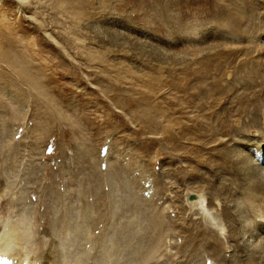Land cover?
I'll return each instance as SVG.
<instances>
[{"label":"rangeland","instance_id":"obj_1","mask_svg":"<svg viewBox=\"0 0 264 264\" xmlns=\"http://www.w3.org/2000/svg\"><path fill=\"white\" fill-rule=\"evenodd\" d=\"M240 35L223 0H0V242L13 231L23 253L63 242L78 264H144L126 247L146 232L154 263L185 264L175 232L198 236L185 226L200 215L223 242V120L264 98V60L244 83L236 69L264 34ZM151 212L177 225L152 236Z\"/></svg>","mask_w":264,"mask_h":264},{"label":"bare ground","instance_id":"obj_2","mask_svg":"<svg viewBox=\"0 0 264 264\" xmlns=\"http://www.w3.org/2000/svg\"><path fill=\"white\" fill-rule=\"evenodd\" d=\"M263 1L264 0H260V3H263ZM249 5L251 6L249 8V11H252V13H249L247 10ZM257 7L258 5L253 4L250 0H223V27L229 29L230 32L231 30H235L243 36H246L248 34V31L252 29L260 35H263L264 16H260L261 14L259 13V9H257ZM251 8H253L254 10ZM262 12L263 11L261 10V13ZM259 16L261 18H258ZM248 17L251 18L250 24L244 23L241 25V19L243 20V18ZM244 38H242V41L244 40L246 42H243L247 43V40H245ZM225 40L228 39H223V41ZM253 42L255 43L254 40L251 43L253 44ZM239 43L240 42H238V44ZM246 45L241 44L243 57L241 59H238L239 66H237L236 68L238 69L237 79L242 83H244L246 79L251 76L249 64H253L255 59L257 58H259L260 60H264L263 48H260V46H258L259 48H255L254 45L253 47L255 48V50L254 52L252 51L254 54L249 56L246 52H244ZM260 65L264 69V63ZM252 73H255L254 70H252ZM255 96L253 97V99L256 100L255 104H240L234 110H232V112L236 114V118L233 121L230 122L229 119L223 120V133H225V138H223V188H220L218 190L219 192L223 191V225L226 226V231H223V242L221 232L219 231L217 225H215L216 222H213V218L209 217L208 215H200L194 218L195 224H193L192 221L188 218L189 221L185 228L191 230L195 229L197 225L199 231L198 236L190 234L189 238H187L180 230H177L175 232V237L177 238V240H183V243L185 244L190 241V248L186 251V253H188L190 256L188 258V262L185 264H205L204 261L202 263V258L199 254L200 252H205L206 254L212 255L217 261L220 258H223V253L226 252V249H229L231 251L230 257L226 258V263H223V260H220V262L217 261V263L215 264H264V124L260 122V116L262 115L264 117V98H257V95ZM231 129H233L235 133L237 131L239 132L238 134H244L246 136L245 138H243L244 140H236L232 138L234 136V132ZM230 140L232 141V143L228 144V141ZM190 194H193V192H187L186 196H189ZM126 198L130 200L129 196ZM188 200H191L190 202L195 203H187L184 201L186 205H194L195 211L198 210V213L203 212L204 214V210L206 208V205L208 204V200L206 198L205 200H201L199 195H195L193 199L188 198ZM152 213L153 212H151L150 216L142 218V224H144V226L149 225L150 228L151 225L154 226L152 228V236H154L158 230L160 234L162 229L167 226H171L172 224L169 225V222L171 221L177 225L176 221L174 220L170 219V221H168L166 217L162 219L160 217V213H157L158 215ZM81 214L82 213H80V215ZM82 217L83 216H81V218ZM89 224V226L92 225L91 221H89ZM134 224L135 223H133V225ZM128 225L129 224H127L126 226ZM188 225L191 227L189 228ZM131 226L129 228L127 227L129 233H133V229L131 228ZM142 230H144V228H142L140 231ZM143 234L145 235L146 239H144L140 235L139 239H133L130 243L127 244L126 250L133 253L132 249L134 248V246H137L139 251L138 253H134L135 260L139 259L140 262H143L144 260L148 259L144 264H156L154 263L153 259L150 258L152 257L150 253L151 247L146 245L147 234L146 232H144ZM10 237H14L13 231H9L8 237L5 238V240L2 239L3 241L0 242V264H78L76 260L71 262V255H69V253L64 254L63 251H61V248L64 244L63 242L59 244L51 243L53 245H50V247H47V249L45 248L47 251L44 255L40 256V254L43 252L39 254L23 253V247L18 246L21 243H18L17 247L12 246V244H10V242L12 241H9L11 240ZM19 241L21 240L19 239ZM230 242H232V244ZM180 243H182V241H180ZM37 244L39 245L40 241H38ZM207 245L210 246V249L205 248ZM120 253H123V251H119V255ZM186 253H183L181 255L185 256ZM101 254L99 255L100 258L103 256ZM129 258H131V256ZM120 259H122L121 263L123 262V264L124 262L128 261L123 260L122 255L120 256ZM111 260L112 258L110 259V261ZM98 261L100 263V260ZM131 263L132 262H130L129 264Z\"/></svg>","mask_w":264,"mask_h":264},{"label":"water","instance_id":"obj_3","mask_svg":"<svg viewBox=\"0 0 264 264\" xmlns=\"http://www.w3.org/2000/svg\"><path fill=\"white\" fill-rule=\"evenodd\" d=\"M189 199H193L194 198V195L193 194H191V195H189V197H188Z\"/></svg>","mask_w":264,"mask_h":264}]
</instances>
